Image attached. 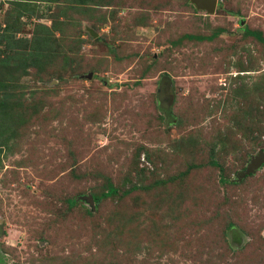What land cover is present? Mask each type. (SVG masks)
<instances>
[{
	"label": "rangeland",
	"instance_id": "rangeland-1",
	"mask_svg": "<svg viewBox=\"0 0 264 264\" xmlns=\"http://www.w3.org/2000/svg\"><path fill=\"white\" fill-rule=\"evenodd\" d=\"M247 31L264 0H0V264H264Z\"/></svg>",
	"mask_w": 264,
	"mask_h": 264
},
{
	"label": "water",
	"instance_id": "water-1",
	"mask_svg": "<svg viewBox=\"0 0 264 264\" xmlns=\"http://www.w3.org/2000/svg\"><path fill=\"white\" fill-rule=\"evenodd\" d=\"M190 3L197 10H205L207 13H214L217 6V0H190ZM95 36V35H94ZM160 93V90H158ZM264 165V151L260 150L255 156H251L250 161L245 167V170L237 173V179L241 180L246 176L253 174L256 170ZM90 203H93V199L90 198ZM1 223V222H0Z\"/></svg>",
	"mask_w": 264,
	"mask_h": 264
},
{
	"label": "trees",
	"instance_id": "trees-1",
	"mask_svg": "<svg viewBox=\"0 0 264 264\" xmlns=\"http://www.w3.org/2000/svg\"><path fill=\"white\" fill-rule=\"evenodd\" d=\"M246 33H247V35L254 37L256 40H259L260 42H262L264 44V38L260 34L255 33V32H250V31H247ZM216 36H217V33L213 34L210 39H213ZM188 38L189 39H194L196 37L188 36ZM197 39L201 40L202 38L198 37ZM115 193H116V189L111 184H107L106 192H102L100 194V196H94L92 199H93V202L96 203L101 198H106V197H108L110 195H113Z\"/></svg>",
	"mask_w": 264,
	"mask_h": 264
}]
</instances>
